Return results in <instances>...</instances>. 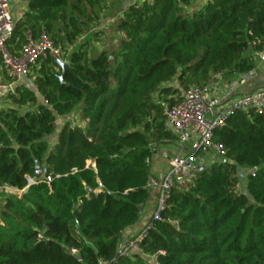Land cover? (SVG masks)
<instances>
[{
    "label": "trees",
    "instance_id": "obj_1",
    "mask_svg": "<svg viewBox=\"0 0 264 264\" xmlns=\"http://www.w3.org/2000/svg\"><path fill=\"white\" fill-rule=\"evenodd\" d=\"M123 1L27 0L14 23L12 53L44 33L58 54L37 60L33 87L0 91V264H264V107L215 130L222 159L170 192L139 251L117 254L149 198L150 159L176 143L164 108L215 73L247 75L264 45V0H144L115 25L117 53L93 46ZM35 163L51 181L28 186Z\"/></svg>",
    "mask_w": 264,
    "mask_h": 264
},
{
    "label": "built area",
    "instance_id": "obj_2",
    "mask_svg": "<svg viewBox=\"0 0 264 264\" xmlns=\"http://www.w3.org/2000/svg\"><path fill=\"white\" fill-rule=\"evenodd\" d=\"M14 23L11 0H0V73L9 79L7 83L0 79V91L12 93L20 84L33 87L30 82L24 83V80L30 77L31 69L38 59L45 57L47 53L53 56L58 54L44 33L38 38L28 34L21 49L12 53L7 41L11 37ZM253 56L255 63H264V45L255 51ZM223 77L222 73L218 72L212 75L207 85H191L180 89L174 98V104L164 108L167 129L176 136V143L171 144L174 151L164 153L168 158L165 174L158 180L151 177L148 180L149 189L155 188L158 192L150 221L138 233L120 241L118 255L129 256L132 252L139 251L140 241L146 236L152 220L159 218L165 209L170 192L174 189L188 188L200 173L222 159L221 147L211 140L213 132L224 127L227 119L237 111L263 109L264 87L247 93L235 92L245 83L244 76L230 79L223 88L213 92L212 86L215 81ZM70 122L76 121L70 118ZM41 171L42 178L36 181L27 178L28 186L51 181L46 170ZM3 189L11 190L7 186Z\"/></svg>",
    "mask_w": 264,
    "mask_h": 264
},
{
    "label": "crops",
    "instance_id": "obj_3",
    "mask_svg": "<svg viewBox=\"0 0 264 264\" xmlns=\"http://www.w3.org/2000/svg\"><path fill=\"white\" fill-rule=\"evenodd\" d=\"M135 1L140 3L144 0ZM200 1L202 2L203 0ZM26 6L27 0H11L12 16L15 21L21 18V16L26 10ZM100 25L101 23L98 26ZM233 78L224 76L222 79L215 81L214 85L212 86L213 92L219 91L226 85L227 81ZM244 78L245 83L236 89V93H247L257 88L264 87V63L259 64L254 62V69L250 73L245 75ZM173 151V146L171 145L162 146L156 150V152L149 161L151 178L158 180L165 174L168 158L164 155V153ZM149 190V198L146 203L142 206L141 213L137 222L134 225L125 228L121 232V241H124L132 235L138 233L150 221L153 211L155 209L158 192L155 188H151Z\"/></svg>",
    "mask_w": 264,
    "mask_h": 264
},
{
    "label": "rangeland",
    "instance_id": "obj_4",
    "mask_svg": "<svg viewBox=\"0 0 264 264\" xmlns=\"http://www.w3.org/2000/svg\"><path fill=\"white\" fill-rule=\"evenodd\" d=\"M131 4H133L132 0H124L121 6L116 7L114 9L109 8V10L105 11L101 15V18H100L101 25L95 26L94 29H92L94 32L98 33V35H96L97 38H94L93 46H101V47L103 46V47H107L109 50H111V52H116V53L118 52L119 47L116 45L118 44V42L116 41V39H118L116 36L118 35V33L116 31L115 25L117 24L119 18L122 16L123 11ZM122 35L120 34V37ZM112 39L114 40L112 44L113 47L110 46ZM31 80H32V76L28 77V79H25V82L28 83V82H31ZM246 173H247V169L245 168H238L237 170V176L239 179L238 184L236 186L237 193L245 192Z\"/></svg>",
    "mask_w": 264,
    "mask_h": 264
},
{
    "label": "water",
    "instance_id": "obj_5",
    "mask_svg": "<svg viewBox=\"0 0 264 264\" xmlns=\"http://www.w3.org/2000/svg\"><path fill=\"white\" fill-rule=\"evenodd\" d=\"M111 59V57H109ZM55 62L57 63V65L61 68V74L59 75V80L62 82V78H63V74L66 70L70 71V68L68 66L67 63L61 61L58 57L55 59ZM42 171H41V168L40 166L35 163V173H34V176L32 178L33 181H36L40 178H42Z\"/></svg>",
    "mask_w": 264,
    "mask_h": 264
}]
</instances>
